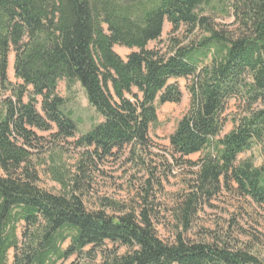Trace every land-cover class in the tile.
I'll return each mask as SVG.
<instances>
[{
	"label": "trees",
	"instance_id": "1",
	"mask_svg": "<svg viewBox=\"0 0 264 264\" xmlns=\"http://www.w3.org/2000/svg\"><path fill=\"white\" fill-rule=\"evenodd\" d=\"M207 1L0 0V264H93L98 252L99 264H264L258 250L229 233L183 237L196 210L222 188L264 205V164L240 159L254 148L264 157V0H233L235 32L210 24L202 15ZM165 22L190 38L169 40L161 54L147 46L159 41ZM115 46L133 51L122 59ZM11 52L19 85L7 77ZM178 79H191L190 105L168 137L170 150L201 158L175 214L183 233L172 242L157 236L147 208L112 216L87 210L73 190L39 188L35 131L54 125L62 139L76 132L59 82L78 86L102 119L77 142L102 159L148 147L158 108L180 102L169 83ZM231 99L248 109L220 137Z\"/></svg>",
	"mask_w": 264,
	"mask_h": 264
},
{
	"label": "rangeland",
	"instance_id": "2",
	"mask_svg": "<svg viewBox=\"0 0 264 264\" xmlns=\"http://www.w3.org/2000/svg\"><path fill=\"white\" fill-rule=\"evenodd\" d=\"M232 2L233 0H208L202 8V15L208 17L210 24L217 29L235 32L237 26ZM188 36L185 28L181 27L173 32L171 24L165 22L159 41L150 43L147 48L162 54L167 51L169 40L185 43L190 38ZM113 50L122 59L133 51L118 46ZM13 60L14 54L11 52L8 56L7 77L12 85H19L21 82L13 72ZM169 83L178 87L181 99L178 104H165L158 108V126L150 132L148 147H126L112 156L99 159L91 148L80 147L77 142L102 119L88 104L78 86L67 90L65 83L59 82L56 92L64 98V110L70 113L76 132L73 137L62 139L57 136L54 125L46 132L35 131L42 139L33 157L39 188L52 194H68L73 190L80 196L87 210L105 208V212L112 216L126 212L137 214L147 208L152 212L157 236L164 242H172L175 235L182 232L175 214L191 192L201 154L181 158L170 150L168 137L190 105L188 87L191 79L170 80ZM27 96L28 94L23 98L24 102L28 101ZM40 103L41 99L37 98L35 108L42 114ZM256 107L257 105L253 106ZM247 109L248 104L244 101L229 100L224 113L227 122L220 137L234 128V122ZM240 159H250L256 167L264 164L259 148L240 156ZM104 204L109 205L103 207ZM224 233L252 245L264 256V205H256L249 199L240 197L233 187L228 190L222 188L196 210L183 237L193 242L209 241L213 234ZM124 252L125 249H118L119 254ZM11 259L12 252L9 253V260ZM74 261L83 263L71 258L64 264ZM99 262L98 252L93 264Z\"/></svg>",
	"mask_w": 264,
	"mask_h": 264
}]
</instances>
